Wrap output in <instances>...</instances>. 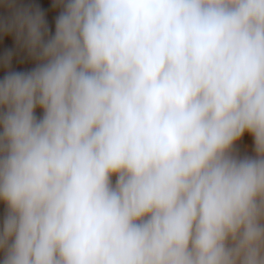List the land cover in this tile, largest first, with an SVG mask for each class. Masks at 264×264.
Instances as JSON below:
<instances>
[{
    "label": "clouds",
    "instance_id": "9594fccd",
    "mask_svg": "<svg viewBox=\"0 0 264 264\" xmlns=\"http://www.w3.org/2000/svg\"><path fill=\"white\" fill-rule=\"evenodd\" d=\"M0 9V264H264V0Z\"/></svg>",
    "mask_w": 264,
    "mask_h": 264
},
{
    "label": "rangeland",
    "instance_id": "374dc122",
    "mask_svg": "<svg viewBox=\"0 0 264 264\" xmlns=\"http://www.w3.org/2000/svg\"><path fill=\"white\" fill-rule=\"evenodd\" d=\"M36 2L41 4L42 7H44L45 9H48L47 19L49 21L50 26L54 28V16L56 13L50 9L51 0H36ZM0 13H3V9H0ZM12 47H14V41L11 37H5L0 39V52H2L7 48H12ZM15 66L17 67V69H23L30 65L15 63ZM251 143H252L251 137L248 135H245V137L241 141L242 145L243 144L251 145Z\"/></svg>",
    "mask_w": 264,
    "mask_h": 264
}]
</instances>
